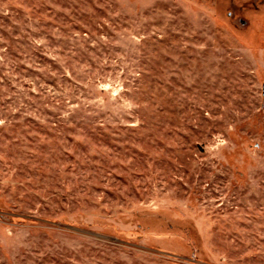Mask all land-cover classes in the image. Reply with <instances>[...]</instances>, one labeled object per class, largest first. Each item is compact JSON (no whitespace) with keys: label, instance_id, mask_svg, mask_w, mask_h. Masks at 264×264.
<instances>
[{"label":"rangeland","instance_id":"374dc122","mask_svg":"<svg viewBox=\"0 0 264 264\" xmlns=\"http://www.w3.org/2000/svg\"><path fill=\"white\" fill-rule=\"evenodd\" d=\"M0 264H264V0H0Z\"/></svg>","mask_w":264,"mask_h":264}]
</instances>
